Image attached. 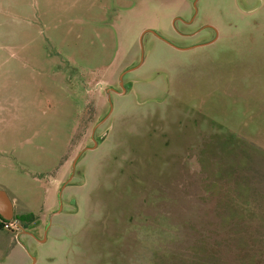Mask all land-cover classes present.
Here are the masks:
<instances>
[{"label": "rangeland", "instance_id": "rangeland-1", "mask_svg": "<svg viewBox=\"0 0 264 264\" xmlns=\"http://www.w3.org/2000/svg\"><path fill=\"white\" fill-rule=\"evenodd\" d=\"M182 100L232 106L221 116L251 141L235 156L255 163L216 175L219 151L173 137L201 130ZM250 119H264V0H0V189L35 214L0 229V264H264Z\"/></svg>", "mask_w": 264, "mask_h": 264}, {"label": "trees", "instance_id": "trees-1", "mask_svg": "<svg viewBox=\"0 0 264 264\" xmlns=\"http://www.w3.org/2000/svg\"><path fill=\"white\" fill-rule=\"evenodd\" d=\"M181 103H183L184 105H187V108H183L181 110V112L183 113V116H179V115L178 116L180 118H182V120H183L184 115L186 113L189 114V112H190L191 115L195 114L196 118H194V119H196V120H193V122H190L187 119V122L190 123V125H192V126L195 125L198 129L201 128V130L195 129L196 133L192 134V136L184 137L182 134H179L181 129L177 127L178 131L176 132V130H175V132L173 133L174 136L173 135L172 136L176 137V138L182 137L185 139H187V138L188 139H196L199 137V139L201 141L200 142L201 152L206 147H207V150L215 152V153H218V151H219L220 157L217 156V158H215V159H216V161L220 160L222 163H224V165L223 164L217 165L216 171H215L216 175L224 173L229 168H233V169H236L237 167L238 168H245L246 165L250 166L251 163L252 164L255 163L253 161L257 160V156L255 158L250 157L251 156L250 151H246V153L242 154L240 157L235 156L237 154L236 153V151L238 149L237 146L239 144H247V143H249L250 140H247V138L245 136H238L239 134L237 135V132L235 130L234 131L230 130L231 128L228 124V121L225 119L226 117L221 116L222 112H225L228 110H230V112L232 113L233 112V108H231L232 106L226 105L228 107V108H226L225 106L220 105L218 110L214 106V110H209L206 103H203L202 105L198 104L197 102L196 103H187V102L184 103L183 100ZM217 112H219L218 114L220 116H217ZM250 124L251 125L255 124V125L261 126L264 124V119H262V121L257 122V123L253 122L250 119V120H247L246 122H244L242 124V126L245 127V126H248ZM208 126H210V127L217 126V127H214L215 129L211 130L212 132L203 130L205 127L207 128ZM179 127H180V125H179ZM153 131H154V129H153ZM199 131L203 133L202 136L197 135V133H199ZM205 132H208V133L205 135ZM158 134H162V133H158ZM152 135H154L153 137H155L157 134L152 132ZM163 136H165L164 133H163ZM172 136H169L168 138H171ZM165 137H167V136H165ZM252 143H254V142H252ZM150 146H152V145H150ZM259 150L261 151V149H259ZM226 173L230 174V171H227ZM250 191H251L250 186L246 187V188L244 186L243 189L239 190V192L244 194L245 197H249ZM14 217H15V219L19 220L21 225L26 227L29 222H31L33 219H35V214L33 212H29V213H23V214H16ZM6 222H8V220L4 219L0 215V229L13 230L11 228L6 227Z\"/></svg>", "mask_w": 264, "mask_h": 264}, {"label": "water", "instance_id": "water-1", "mask_svg": "<svg viewBox=\"0 0 264 264\" xmlns=\"http://www.w3.org/2000/svg\"><path fill=\"white\" fill-rule=\"evenodd\" d=\"M208 26H212V25H208ZM148 31H151V32H154L155 33V31L153 29H146L142 33V35H141V38H140L141 43H142L143 35L146 32H148ZM187 48H190V47H187ZM129 70L130 69H127L126 71H124L121 74V76H120V80H121L120 84L122 86L123 91L126 90V87L124 85L123 78H124L125 73L128 72ZM111 89L114 90L113 88H111ZM109 103H110V112H112V110H113V103H112L111 93H109ZM98 125H99V123L95 126L94 130L96 129V127ZM97 143L98 142L95 140V145H97ZM83 151L84 150L80 151L79 154L74 159V162H73V164H74V171H75V166L77 164V161H78L79 157L81 156V154L83 153ZM74 171L72 173H74ZM67 183H68V181L64 183L62 189L67 185ZM61 192H60V194H61ZM14 213H15V210H14V203H13L12 199L10 198L9 194L5 190L0 189V215L4 219L11 220L14 217Z\"/></svg>", "mask_w": 264, "mask_h": 264}, {"label": "built area", "instance_id": "built-area-1", "mask_svg": "<svg viewBox=\"0 0 264 264\" xmlns=\"http://www.w3.org/2000/svg\"><path fill=\"white\" fill-rule=\"evenodd\" d=\"M18 226H19V222L17 221V219H11V220H8V222H6L7 228L16 229L18 228Z\"/></svg>", "mask_w": 264, "mask_h": 264}, {"label": "flooded vegetation", "instance_id": "flooded-vegetation-1", "mask_svg": "<svg viewBox=\"0 0 264 264\" xmlns=\"http://www.w3.org/2000/svg\"><path fill=\"white\" fill-rule=\"evenodd\" d=\"M207 27H210V28L216 30V32H218V29H217L215 26H213V25H212V26H208V25H207ZM204 44H205V43H204Z\"/></svg>", "mask_w": 264, "mask_h": 264}]
</instances>
